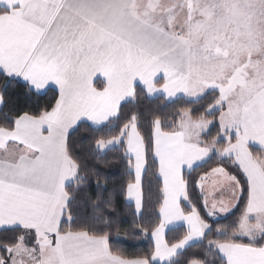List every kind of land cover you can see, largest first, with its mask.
<instances>
[{
    "label": "snow or ice",
    "instance_id": "6c2138e0",
    "mask_svg": "<svg viewBox=\"0 0 264 264\" xmlns=\"http://www.w3.org/2000/svg\"><path fill=\"white\" fill-rule=\"evenodd\" d=\"M0 78V228L24 231L0 246L7 253L0 264H182L177 257L190 243L213 232L223 239L209 240L203 258L187 264H264V0H0ZM18 79L33 95L55 91L54 103L32 114L3 112L8 84ZM140 93L211 101L180 112L178 124L133 112L110 139L97 138L95 153L125 148L134 177L119 189L97 183L92 193L70 131L112 125L122 102ZM212 127L216 135L202 140ZM210 152L231 159L243 177L212 169L231 202H213L208 216L238 209L227 225L202 218L184 175ZM149 154L162 182L157 222L136 228L154 247L118 253L116 194L134 203L133 215L152 207ZM177 222L188 231L170 243L165 232Z\"/></svg>",
    "mask_w": 264,
    "mask_h": 264
},
{
    "label": "trees",
    "instance_id": "16d2710c",
    "mask_svg": "<svg viewBox=\"0 0 264 264\" xmlns=\"http://www.w3.org/2000/svg\"><path fill=\"white\" fill-rule=\"evenodd\" d=\"M5 81L0 78V91L4 89ZM140 90L138 89V93ZM56 92L53 90H47L45 93L33 95L27 92L24 83L19 79L12 81L8 84L7 91L4 94V100L6 106L3 108V112L13 115L18 112H29L30 114L39 111L45 106L54 103ZM211 101V96H206L198 102H192L186 98H180L174 101H167L165 98H149L147 95L140 93L138 99L131 102H126L121 107V119L119 121L114 120L112 125H108L102 128H88L86 124H82L78 130L70 131L69 142L72 146L73 153H78V158L83 162V165L87 166L90 170V183L92 193L98 191L96 184L104 185L107 182L109 189H119L121 185L126 184L134 177V173H130V170L126 166V160L124 158L125 148L123 146H114L106 154L95 153L92 146L97 138L110 139L112 135L116 134L114 125H122L127 116L133 112L142 114L144 121L151 118L152 113H160L162 116L167 117V122L175 121L178 124L179 113L184 110H195L207 106ZM11 110V111H10ZM202 113H196L200 115ZM208 119H213L209 116ZM218 118V113L217 117ZM2 122V120H0ZM146 124L141 127L142 133L144 132ZM172 128L165 127L164 131H172ZM218 131L217 127H212L209 135H203L202 140H210L215 136ZM219 148V145H218ZM217 167H223L231 174L237 175L239 179L243 180V177L238 172L237 168L230 159H218L212 157L204 164L194 168L189 172H184L186 178L190 179L189 193L193 204L197 207L201 213L202 218L207 222H211L214 218L209 217L204 207L202 195L198 188V181L201 176L206 173H210L212 169ZM156 171V166L153 163L151 154L148 157V172L144 178V187L147 190L151 187L153 197L151 200L152 207H149L143 216L133 215L134 205L128 203L126 196L123 193L116 194V207L117 212L114 213V229L112 231V247L114 251L123 253L126 255H142L149 252L153 247V242L150 236H145L142 232L136 228V225L142 227L151 228L157 222V216L155 209L158 208L156 204L157 187L159 183L153 173ZM147 196V191L145 192ZM186 209L188 207L185 202L183 205ZM82 212L84 205L81 204ZM86 215L88 213H85ZM239 216V210L235 209L232 214L226 217L220 218V224L227 225L234 221ZM220 225H214L218 227ZM187 234L185 227H178L171 229L166 234V240L170 243L178 242ZM22 235V230L19 231H3L0 233V246L10 244L16 237ZM119 236L121 239L116 240ZM223 237L217 235L215 232L209 234L202 242H198L189 246L183 251V254L178 256L182 264H187L192 259H201L206 251V246L209 240H222ZM7 253L0 247V256H6ZM210 258V257H209Z\"/></svg>",
    "mask_w": 264,
    "mask_h": 264
},
{
    "label": "crops",
    "instance_id": "0c3cea01",
    "mask_svg": "<svg viewBox=\"0 0 264 264\" xmlns=\"http://www.w3.org/2000/svg\"><path fill=\"white\" fill-rule=\"evenodd\" d=\"M19 80L23 82L22 79H19ZM161 83H162V81H161ZM47 90L48 89L41 90V92L39 94L45 93ZM148 97L151 98V99L158 98V97H162V98H165L167 101H170L166 96L157 95V96H151V97L148 96ZM180 98H181V94H177V98H173L172 101L177 100V99H180ZM182 98H186V99L190 100V98H188L186 96L185 97H182ZM192 99L194 100V98H192ZM124 103H126V102H122V105ZM178 123H179V121H178ZM203 135L204 134H202V136ZM202 136H201V139H202ZM217 148H218V145H217ZM198 166H200V165L198 164ZM198 166H195L194 168H196ZM189 171H191V170L185 168V171L184 172H189ZM221 180H222V177L219 174H213L212 171H211L210 173H208L206 179L203 182H201L202 186H201V184H198L199 191H200V193L202 195L204 207H205V201H207V208L205 207L207 213H208L209 210H211V205H212L213 202H216L217 203L218 208H219V202L221 200H223L225 204H230V202H231L230 190L225 185H222L220 183ZM128 203L134 205V203L131 202V201H128ZM218 208L216 210V216L215 217H212V218H214V219H216L217 217L223 218V217H226V216L229 215V214L226 215L225 213L219 212L218 211ZM234 210L235 209H233V211ZM137 215L140 216V214H137ZM178 227H185L187 229V231H188V228H187L186 223H184V222H177V223H175L173 225H170L169 228L166 229L165 239H166V234H167V232L169 230L175 229V228H178ZM3 231H8V230L3 229V228H0V233L3 232ZM23 234H24V231L22 230V235ZM152 242H153V245H154V241L153 240H152ZM198 242H200V241H193V242L190 243V246L191 245H194V244H196Z\"/></svg>",
    "mask_w": 264,
    "mask_h": 264
},
{
    "label": "rangeland",
    "instance_id": "374dc122",
    "mask_svg": "<svg viewBox=\"0 0 264 264\" xmlns=\"http://www.w3.org/2000/svg\"><path fill=\"white\" fill-rule=\"evenodd\" d=\"M212 157H217L218 159H222V158L219 157L218 155H216V154L210 152L209 157H206V158H205V161H203V162H198V164H199V165H202V164H204L206 161H208L209 159H211ZM27 241H28V245L31 246L32 243H33L31 237H27Z\"/></svg>",
    "mask_w": 264,
    "mask_h": 264
}]
</instances>
